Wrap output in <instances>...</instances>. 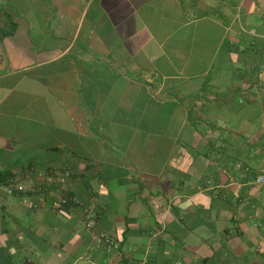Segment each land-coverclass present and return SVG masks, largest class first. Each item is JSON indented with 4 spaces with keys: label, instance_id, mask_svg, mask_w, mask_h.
I'll return each mask as SVG.
<instances>
[{
    "label": "crops",
    "instance_id": "crops-1",
    "mask_svg": "<svg viewBox=\"0 0 264 264\" xmlns=\"http://www.w3.org/2000/svg\"><path fill=\"white\" fill-rule=\"evenodd\" d=\"M4 1L0 264H264V0Z\"/></svg>",
    "mask_w": 264,
    "mask_h": 264
},
{
    "label": "built area",
    "instance_id": "built-area-1",
    "mask_svg": "<svg viewBox=\"0 0 264 264\" xmlns=\"http://www.w3.org/2000/svg\"><path fill=\"white\" fill-rule=\"evenodd\" d=\"M71 174L72 171L70 169H66L64 171L51 170L47 172H40L39 175L44 177L45 181L48 183H53L56 180L59 181L60 183H66ZM259 181L264 182V175L260 177ZM7 189L10 194H15V193L21 194L27 190L26 186L19 182H15L8 185ZM73 202L74 200L72 197L64 196L61 197L60 199L55 200L53 206L56 209H61L63 207H66L67 205H70ZM93 223H94V215L91 213L87 214L85 221L86 226L90 227L93 225ZM102 239L107 243L111 242L110 238L107 236H103Z\"/></svg>",
    "mask_w": 264,
    "mask_h": 264
},
{
    "label": "trees",
    "instance_id": "trees-1",
    "mask_svg": "<svg viewBox=\"0 0 264 264\" xmlns=\"http://www.w3.org/2000/svg\"><path fill=\"white\" fill-rule=\"evenodd\" d=\"M2 15L5 16L7 20V25L2 26L0 28V32H2L1 37L4 38L9 34V30H15L17 27V24L13 21V15L12 13H9L7 11H3Z\"/></svg>",
    "mask_w": 264,
    "mask_h": 264
},
{
    "label": "rangeland",
    "instance_id": "rangeland-1",
    "mask_svg": "<svg viewBox=\"0 0 264 264\" xmlns=\"http://www.w3.org/2000/svg\"><path fill=\"white\" fill-rule=\"evenodd\" d=\"M2 3H3V7H6L7 4H6V2H5L4 0H3ZM7 7H8V6H7ZM3 11H4V9H3ZM1 17H2L3 22L6 21V18H5L4 15H1Z\"/></svg>",
    "mask_w": 264,
    "mask_h": 264
}]
</instances>
